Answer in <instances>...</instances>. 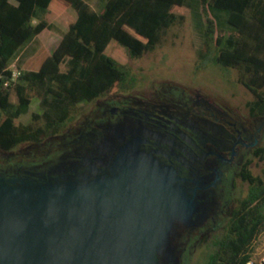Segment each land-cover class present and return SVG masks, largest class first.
<instances>
[{"label":"trees","instance_id":"1","mask_svg":"<svg viewBox=\"0 0 264 264\" xmlns=\"http://www.w3.org/2000/svg\"><path fill=\"white\" fill-rule=\"evenodd\" d=\"M68 7L76 16L56 45L50 51L39 45L15 65L16 80L0 84V151L54 140L79 102L126 87V59L154 49L189 9L200 36L198 53L234 69L252 95L249 106L264 114V0H105L100 12L85 0H0V75L7 77L18 52ZM31 99L38 100L40 110L20 122ZM263 150H258L259 160ZM39 156L0 165V178H17L35 161L43 168L53 159ZM244 177L251 184L247 197L239 201L225 232L215 237L204 264H243L264 228V179Z\"/></svg>","mask_w":264,"mask_h":264},{"label":"flooded vegetation","instance_id":"2","mask_svg":"<svg viewBox=\"0 0 264 264\" xmlns=\"http://www.w3.org/2000/svg\"><path fill=\"white\" fill-rule=\"evenodd\" d=\"M251 100L238 108L193 85L163 79L142 89L126 85L94 98L54 140L27 145L53 159L43 168L30 165L17 178H32L57 162L64 163L65 173L89 170L98 176L111 170L122 151L148 156L192 204L188 220L178 227L182 264L190 246L211 250L247 197L251 184L244 176H258L253 170L264 143V114L251 109Z\"/></svg>","mask_w":264,"mask_h":264},{"label":"water","instance_id":"3","mask_svg":"<svg viewBox=\"0 0 264 264\" xmlns=\"http://www.w3.org/2000/svg\"><path fill=\"white\" fill-rule=\"evenodd\" d=\"M64 166L0 178V264H180L192 204L148 156L122 151L98 176Z\"/></svg>","mask_w":264,"mask_h":264},{"label":"rangeland","instance_id":"4","mask_svg":"<svg viewBox=\"0 0 264 264\" xmlns=\"http://www.w3.org/2000/svg\"><path fill=\"white\" fill-rule=\"evenodd\" d=\"M85 1L95 12H100L103 9L105 0ZM75 16L73 8L68 7L52 21L50 28L43 29L22 48V51L13 59L12 64H19L39 45L50 51L58 42L68 23L75 19ZM195 24L194 11L189 9L185 20L180 24L170 26L166 30L162 42L154 49L143 53L138 58H127L126 65L130 70V76L126 85L142 89L152 84L157 86L162 79L170 80L175 83L193 85L202 89L211 99L216 97L220 101H227L231 105L243 108L244 102L252 99L251 93L237 81L234 69L214 63L211 54L202 57L198 53L200 36ZM91 106H93L91 101L79 102L69 125L81 112L87 111ZM39 110L38 100L31 99L27 112L21 114L18 120L24 123L28 122L30 121V113ZM27 145L29 143L17 145L9 151L13 153L12 155L9 152L0 155V165L10 160L18 162L21 160H38L41 152H38V149L35 152L32 147L26 149ZM35 163L37 162L35 161L33 164ZM253 173L264 179V158L258 159L257 167L253 170ZM262 231L254 240L256 251L264 247V230ZM207 252L208 250L203 246H190L183 255L186 261L182 264H204Z\"/></svg>","mask_w":264,"mask_h":264},{"label":"built area","instance_id":"5","mask_svg":"<svg viewBox=\"0 0 264 264\" xmlns=\"http://www.w3.org/2000/svg\"><path fill=\"white\" fill-rule=\"evenodd\" d=\"M18 75L19 70L15 67V65L11 64L9 67V75L7 77L0 75V84L6 86L15 81ZM243 264H264V247H262L259 251L253 249L250 257L246 259Z\"/></svg>","mask_w":264,"mask_h":264},{"label":"crops","instance_id":"6","mask_svg":"<svg viewBox=\"0 0 264 264\" xmlns=\"http://www.w3.org/2000/svg\"><path fill=\"white\" fill-rule=\"evenodd\" d=\"M20 51H22V49ZM20 51L18 53H20Z\"/></svg>","mask_w":264,"mask_h":264}]
</instances>
